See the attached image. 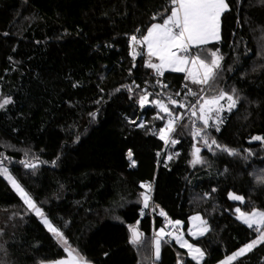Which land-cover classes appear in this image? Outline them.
Returning a JSON list of instances; mask_svg holds the SVG:
<instances>
[{"label": "trees", "instance_id": "obj_1", "mask_svg": "<svg viewBox=\"0 0 264 264\" xmlns=\"http://www.w3.org/2000/svg\"><path fill=\"white\" fill-rule=\"evenodd\" d=\"M228 3L220 40L189 51L191 58L198 54L209 62L213 51L223 56L219 76L204 95L235 89L239 102L220 113V131H204L209 142L215 138L237 149L236 156L215 146L209 150L204 132L193 137L194 128H203L198 107L197 116L187 113L161 139L160 129L184 108L158 94L151 105H139L156 89L154 69L146 66L153 60L141 47L133 49L130 37L141 38L162 22L170 0H0V103L11 100L0 109L3 166L85 261L219 264L258 236L236 218L229 193L244 197V211H264V141L252 139L264 137V0ZM167 76L176 86L166 93L179 103L189 96L180 82L201 87L180 72ZM195 148L205 163L194 167ZM194 214L209 227L197 238L188 233ZM167 220L183 223L185 236L204 252L200 263L169 235L159 259L154 257L153 232ZM133 228L145 234L143 242L130 243ZM66 256L0 174V264ZM230 264H264V242Z\"/></svg>", "mask_w": 264, "mask_h": 264}, {"label": "snow or ice", "instance_id": "obj_2", "mask_svg": "<svg viewBox=\"0 0 264 264\" xmlns=\"http://www.w3.org/2000/svg\"><path fill=\"white\" fill-rule=\"evenodd\" d=\"M172 5L170 9V14L167 15L162 23H153L148 29L147 34L142 37L141 41L137 40V36L133 35L130 40L135 43H146L148 47V56H156L160 63L147 62L146 66L152 68L156 71L157 75L162 76L163 70L167 67L175 72H185L187 69L184 65L188 62L185 59L177 55V51H182L188 53L190 46L192 45H204L211 40H219V22L221 15L230 10L228 0H170ZM157 17L153 16L155 20ZM137 53H133V58H135ZM223 56L218 55V50L211 53L210 62H206L201 59L197 54L191 58V63L196 66L195 71H189L185 76V80H190L191 83L200 85L199 92H194L188 84L184 87L188 89L186 95L196 97V101L191 105V115L197 116V107L199 110V119L203 122V128H194L192 135L193 137L201 136L203 139L205 147L209 150L212 149L214 145L216 148L220 149L222 152H226L230 156L239 155L237 149L229 148L226 145H220L215 138H211L209 142L208 134L204 131L210 126H214L216 131H220L219 124L223 123L220 113L224 111L223 105L220 103L221 100L228 101V111L230 112L236 107L239 102V97L236 95V90H232V94H229L223 90H220L218 95H213L210 98H206L203 94L205 92V86L211 87V82L215 81L219 76L220 69L222 67L221 61ZM159 83V81L157 82ZM163 87H167L163 85ZM129 91L131 89L129 88ZM176 95H180L177 93ZM147 101V95L140 98L141 106ZM11 103V100L5 99L3 103H0V109L4 108L5 105ZM153 103L160 104L163 111L169 112L170 110L160 101H154ZM169 103L172 105H178L181 108L187 107L184 104L179 103L177 100L169 97ZM215 113V125H209V120H211L212 114ZM171 114V113H170ZM95 115L94 113L92 114ZM182 114L175 117V120L170 119L168 122L167 131L169 133L175 131V121L182 119ZM143 127V124L139 125ZM161 139H165V129H160ZM253 140L264 141V137L254 136ZM178 140H172L171 143L176 144ZM200 149L195 148L193 153L192 163L195 165L197 163H202V159L199 156ZM131 154H129L130 156ZM171 158V157H169ZM5 157L0 154V174L4 175L12 183L13 187L20 193L24 204L28 206L30 210H33L36 215L40 216L42 222L47 226L48 231L53 233L55 238L62 242L66 246V250L69 251L70 259L58 262V264H87L83 257H80L77 253L72 256V250L67 248V240L64 239L63 233L54 227L52 223L45 217L41 208L37 207L36 203L32 200L31 196L24 190V188L13 179L9 173L8 169L3 166V160ZM247 159V157H245ZM23 163V162H22ZM54 163V162H53ZM25 167L35 168L36 165L25 163ZM260 182L264 183V177L260 178ZM149 187L150 186H144ZM229 198L233 200H238L243 202L244 197L236 195L234 193H229ZM145 207L148 206V197L144 196ZM239 213L238 219L242 220L249 228L256 226V231L260 233V236L253 240L251 243L240 248L239 251L233 254V256L228 257L231 261L236 256H242L246 251H250L256 244L264 241V211L254 210L252 213H243L239 208L236 209ZM161 215H164L161 212ZM199 219V217H196ZM179 224V221L176 222ZM207 231V229H204ZM163 232V229H161ZM203 234V233H201ZM179 240V237L177 238ZM140 240V234L133 229L132 237L130 243L137 244ZM160 239L155 241V255L159 259L160 254ZM181 246H187L189 249V254L195 253L193 259L199 260L204 256V252L200 248H194L191 244H181Z\"/></svg>", "mask_w": 264, "mask_h": 264}, {"label": "rangeland", "instance_id": "obj_3", "mask_svg": "<svg viewBox=\"0 0 264 264\" xmlns=\"http://www.w3.org/2000/svg\"><path fill=\"white\" fill-rule=\"evenodd\" d=\"M188 58H190V57H188ZM206 61V60H205ZM196 70V66H194L193 64L191 65V67H190V71H195ZM5 99H2V103H3V101H4ZM220 103L223 105V107H224V110H227L228 109V101L225 99V100H221L220 101ZM162 116L163 115H156V118H161V119H163L162 118ZM164 117V116H163ZM212 120L214 121V122H216V120H215V113H213L212 114ZM160 119V120H161ZM168 122H169V120H167ZM167 126L166 127H164V129H165V139L167 138V136H168V131H167V127H168V123L166 124ZM159 136L161 137V134L159 133ZM199 156H200V158L202 159V163H197V164H193V166L195 167V166H201V165H203L204 163H205V159L204 158H202L201 157V155H200V153H199ZM8 173H9V175L12 177V175L10 174V172H9V170H8ZM13 178V177H12ZM9 180V179H8ZM18 183V182H17ZM147 204H148V200H147ZM144 205H145V201H144ZM146 208V207H145ZM196 217H199V219H196ZM190 218V220H189V223H190V226H189V230H188V232H189V235L190 236H192L193 238H197V237H201V236H203V235H205L206 234V232L207 231H204V229H207L208 230V225L206 224V222H205V220L203 219V217L200 215V214H194V215H192L191 217H189ZM178 221V220H177ZM177 221H175V222H172V224L174 225V227H176V226H178V227H182V225H183V223L181 222V221H179V224H177L176 222ZM201 233H203V234H201ZM167 234L169 235V236H171L172 237V240H175L176 241V243H177V245H179L180 247H182L181 246V244H191V245H193V247L194 248H200L199 246H197V245H195V244H193L184 234L183 235H178V233L177 232H175V230H172V232L171 231H167ZM165 235V230L163 229V232H161V230H159L158 231V234L155 236V240H154V244H155V241H156V239H160V242H161V240H162V237ZM260 235H258L255 239H257L258 237H259ZM179 237V240L177 239ZM65 239V238H64ZM254 239V240H255ZM253 241V240H252ZM251 241V242H252ZM60 242V241H59ZM250 242V243H251ZM61 243V245H63L65 248H66V246L62 243V242H60ZM261 243V242H260ZM260 243H258V244H256L254 247H256L257 245H259ZM249 244V243H248ZM253 247V248H254ZM67 248H69V246H68V243H67ZM252 248V249H253ZM70 249V248H69ZM183 249H185L186 251H187V253H188V255H189V258H191V259H193V255H195V253H193V254H189V249H188V247L187 246H183ZM201 249V248H200ZM202 250V249H201ZM237 251H239V249L237 250ZM236 251V252H237ZM235 252V253H236ZM247 252V251H246ZM233 254L234 253H232L230 256H233ZM160 255V254H159ZM230 256H228V257H230ZM228 257L227 258H225L220 264H224V263H226V262H228L229 260H228ZM236 257H238V256H236ZM236 257H234V259L236 258ZM204 258V256L202 257V258H200L199 260H196V259H193L194 261H196V262H201L202 261V259ZM231 261H233V259L231 260Z\"/></svg>", "mask_w": 264, "mask_h": 264}, {"label": "built area", "instance_id": "obj_4", "mask_svg": "<svg viewBox=\"0 0 264 264\" xmlns=\"http://www.w3.org/2000/svg\"><path fill=\"white\" fill-rule=\"evenodd\" d=\"M138 44L140 45L141 43H138ZM133 46L134 45H132V48L134 49ZM133 49L131 50V53H130L132 57H133V53H134ZM179 53H183L186 57H190V55L192 54L190 51L187 54L182 52V51H177L178 55H179ZM135 57H136V55H135ZM167 72L168 71L163 70V75L160 76V75H157L156 71L154 70V86H155L156 89L153 92L150 91V92H147L145 94V95H147V101L144 103L143 106L151 105L152 104V98L151 97L153 95H157V94H158L157 96H162L166 100H168L167 98H169L170 95L166 93V90L169 87H175L176 83H175V81H174V79L172 77L167 76ZM158 81H159V83H157ZM185 84H188V86L194 92H199V90H200V87L193 86L189 82H186V81L180 82V84L178 85L179 89L180 90H185L187 92L188 89L184 87ZM163 85H166L167 87H163ZM196 99H197L196 97L188 96V97H184L181 100V104H184V105L187 106V107H184V109H183L184 111H181L180 114H182V116H185L187 113L191 114V111H192L191 105L196 101ZM139 105L141 106L140 102H139ZM144 118H145V116H143V119ZM143 119L140 122V125L143 124ZM175 123H177V120L175 121ZM159 129L160 128L157 125H154L153 128H152V132L153 133H158ZM164 227L166 228L167 231H171L172 232V230H175V232H177L178 235H183L184 234L182 228H180L178 226L174 227V225L172 224L171 220H167Z\"/></svg>", "mask_w": 264, "mask_h": 264}, {"label": "crops", "instance_id": "obj_5", "mask_svg": "<svg viewBox=\"0 0 264 264\" xmlns=\"http://www.w3.org/2000/svg\"><path fill=\"white\" fill-rule=\"evenodd\" d=\"M223 15V14H222ZM221 15V16H222ZM157 23H162V22H157ZM146 34H147V32H146ZM145 34V35H146ZM220 38H221V17H220V22H219V40H220ZM137 40L138 41H141L142 40V37L141 38H137ZM219 40H211V41H209L207 44H204V45H199V46H197V45H192V46H190V49L191 48H194V47H200V46H205V45H208V44H210V43H213V42H217V41H219ZM131 44L132 45H134L133 47L134 48H136V47H141L142 48V50L144 51V53L146 54V56L148 57V58H151L152 60H153V63H156V64H159L160 63V61H159V59L156 57V56H152V57H149L148 56V47H147V44L146 43H141L140 45L138 44V43H135V42H132L131 41ZM178 55V54H177ZM178 56H180L181 58H183V59H185L186 61H188L185 65H184V67L187 69V71H185V72H180V73H182V74H184L185 76L188 74V72L190 71V67H191V65H192V63H191V57L190 58H188V57H186L183 53H179V55ZM201 59H203V58H201ZM204 60H206V59H204ZM206 62H209V60H206ZM165 71H168V72H172V73H179V72H175V71H172L170 68H165L164 69ZM11 185H12V183H11ZM12 187H13V185H12ZM13 189L20 195V193L13 187ZM237 195V194H236ZM20 197H21V195H20ZM233 200V199H232ZM148 201H149V198H148ZM234 202H236L237 204H236V206L234 207V214H235V216H236V218L239 216V213H237V211H236V209L237 208H239L240 209V211L241 212H243V213H252L254 210H252V211H249V212H247V211H244L242 208H241V204L244 202H241V201H238V200H233ZM42 210V209H41ZM255 210H259V209H255ZM164 213V212H163ZM160 214H161V212H160ZM164 216H166L165 215V213H164ZM40 217V216H39ZM46 217V216H45ZM47 219L50 221V219L47 217ZM204 219V218H203ZM238 219V218H237ZM40 220H41V222H42V219H41V217H40ZM241 223H243L242 222V220H240V219H238ZM51 222V221H50ZM171 222H175V221H172L171 220ZM43 223V222H42ZM52 223V222H51ZM44 224V223H43ZM244 224V223H243ZM45 225V224H44ZM52 225L54 226V224L52 223ZM244 225H246V224H244ZM247 226V225H246ZM45 227L47 228V226L45 225ZM55 227V226H54ZM254 228H256V226H254ZM48 229V228H47ZM58 229V228H57ZM161 229H164L165 230V235L162 237V240H161V243H160V254H161V247H162V242L163 241H165V238H166V236L168 235L167 234V230H166V228L165 227H162V228H160V229H158L157 231H154L153 232V244H154V240H155V236L158 234V231L159 230H161ZM208 229H209V227H208ZM252 229V228H251ZM189 230V229H188ZM208 231V230H207ZM189 233V232H188ZM207 233V232H206ZM53 234V233H52ZM185 235V234H184ZM258 235H260V233L258 234ZM180 236V235H179ZM169 240H172V237L171 236H169ZM262 242H264V241H262ZM261 242V243H262ZM260 243V244H261ZM258 246V245H257ZM244 247V246H243ZM181 248H183V247H181ZM237 251V250H236ZM235 251V252H236ZM234 252V253H235ZM248 252V251H247ZM247 252H245V253H247ZM244 253V254H245ZM188 254V253H187ZM243 254V255H244ZM76 255V253L74 252V251H72V256H75ZM154 257L156 258V255H155V244H154ZM159 257H160V255H159ZM241 257V256H240ZM71 257H70V254H69V251H67V256L66 257H64V258H61V259H57V260H54V261H49V262H43V263H41V264H58V262H61V261H65V260H68V259H70ZM188 258H189V255H188ZM239 258V256L238 257H236L235 259H233V261L234 260H236V259H238ZM157 259V258H156ZM193 260V259H192ZM203 260V259H202ZM233 261H228V262H226V263H224V264H230L231 262H233ZM87 262V264H94V263H92V262H88V261H86ZM196 262V261H195ZM198 263H200V262H198ZM221 263V262H220ZM219 263V264H220Z\"/></svg>", "mask_w": 264, "mask_h": 264}, {"label": "water", "instance_id": "obj_6", "mask_svg": "<svg viewBox=\"0 0 264 264\" xmlns=\"http://www.w3.org/2000/svg\"><path fill=\"white\" fill-rule=\"evenodd\" d=\"M140 111H142V109H141ZM133 229H135V230L140 234V240H141V242H143L144 239H145V234H142L140 231H138L137 228H133ZM133 229H132V230H133ZM140 240H139V241H140Z\"/></svg>", "mask_w": 264, "mask_h": 264}]
</instances>
